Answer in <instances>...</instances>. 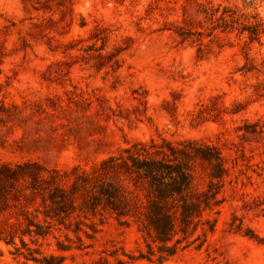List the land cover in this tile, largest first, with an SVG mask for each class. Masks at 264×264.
I'll use <instances>...</instances> for the list:
<instances>
[{"label":"rangeland","instance_id":"rangeland-1","mask_svg":"<svg viewBox=\"0 0 264 264\" xmlns=\"http://www.w3.org/2000/svg\"><path fill=\"white\" fill-rule=\"evenodd\" d=\"M3 166L0 264H264V0H0Z\"/></svg>","mask_w":264,"mask_h":264},{"label":"trees","instance_id":"trees-1","mask_svg":"<svg viewBox=\"0 0 264 264\" xmlns=\"http://www.w3.org/2000/svg\"><path fill=\"white\" fill-rule=\"evenodd\" d=\"M224 13V12H223ZM224 17V14H222ZM133 148H124V150L128 153L127 158L131 160V164L127 162V159L123 158L121 164L126 171H134L138 174H142L144 178L147 180L150 188V197L148 199V216L152 220V223L155 225V228L158 234H164L166 230V224L163 228H159L154 221H159L158 211L159 205L157 200H165L168 198L170 194L176 189V191H181L182 189L188 187L191 173L187 170H175L176 165H172L166 163L161 160L153 159V158H145L139 157V150H132ZM117 157L110 156L103 162H107L109 160H116ZM0 177H16L14 175L13 168L9 166H3L0 168ZM166 177H170L172 179L171 184L167 181ZM174 183V187L170 189L171 185ZM165 218H169L171 215L164 214ZM165 227V228H164ZM171 228V223L169 222V226ZM167 228V229H169Z\"/></svg>","mask_w":264,"mask_h":264}]
</instances>
